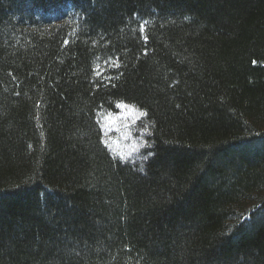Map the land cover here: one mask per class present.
Segmentation results:
<instances>
[{
    "label": "trees",
    "instance_id": "obj_1",
    "mask_svg": "<svg viewBox=\"0 0 264 264\" xmlns=\"http://www.w3.org/2000/svg\"><path fill=\"white\" fill-rule=\"evenodd\" d=\"M0 264H264V0H0Z\"/></svg>",
    "mask_w": 264,
    "mask_h": 264
},
{
    "label": "rangeland",
    "instance_id": "obj_2",
    "mask_svg": "<svg viewBox=\"0 0 264 264\" xmlns=\"http://www.w3.org/2000/svg\"><path fill=\"white\" fill-rule=\"evenodd\" d=\"M97 71L101 73L103 69L98 68ZM140 114L133 105L119 103L113 112L100 117L103 140L112 153L133 159L145 145V136L148 135L147 128H143L144 140L141 142H136L137 139L134 136L135 123L142 118Z\"/></svg>",
    "mask_w": 264,
    "mask_h": 264
},
{
    "label": "bare ground",
    "instance_id": "obj_3",
    "mask_svg": "<svg viewBox=\"0 0 264 264\" xmlns=\"http://www.w3.org/2000/svg\"><path fill=\"white\" fill-rule=\"evenodd\" d=\"M97 70H98V68H97ZM119 104V103H118ZM134 108H136V107H134ZM137 109V108H136ZM138 110V109H137ZM100 131H101V134H102V130H101V127H100ZM123 159H132V158H123Z\"/></svg>",
    "mask_w": 264,
    "mask_h": 264
},
{
    "label": "snow or ice",
    "instance_id": "obj_4",
    "mask_svg": "<svg viewBox=\"0 0 264 264\" xmlns=\"http://www.w3.org/2000/svg\"><path fill=\"white\" fill-rule=\"evenodd\" d=\"M118 66H119V65H117V67H118ZM118 107H119V105H118ZM140 115L143 116V115H145V113H141Z\"/></svg>",
    "mask_w": 264,
    "mask_h": 264
}]
</instances>
